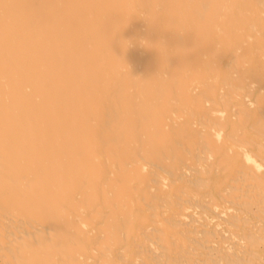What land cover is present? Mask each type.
I'll return each mask as SVG.
<instances>
[{"label": "bare ground", "instance_id": "obj_1", "mask_svg": "<svg viewBox=\"0 0 264 264\" xmlns=\"http://www.w3.org/2000/svg\"><path fill=\"white\" fill-rule=\"evenodd\" d=\"M0 264H264V0H0Z\"/></svg>", "mask_w": 264, "mask_h": 264}]
</instances>
